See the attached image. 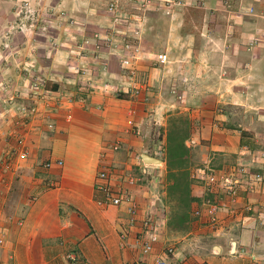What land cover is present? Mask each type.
I'll use <instances>...</instances> for the list:
<instances>
[{
    "label": "crops",
    "instance_id": "1",
    "mask_svg": "<svg viewBox=\"0 0 264 264\" xmlns=\"http://www.w3.org/2000/svg\"><path fill=\"white\" fill-rule=\"evenodd\" d=\"M57 1L69 16L75 14L85 22L78 24L80 29L85 25L102 29L93 2ZM199 1L211 7L202 6L205 16L211 14V25L215 15L227 18L225 27L232 30L233 37L217 34L220 30L212 36L205 29L196 42L192 35L182 33L177 13L154 32H146L142 51L149 54L151 49L166 48L173 62L165 67L174 72L185 68L193 81L190 84L187 78L162 73V68H156L162 66L152 64L159 55L152 63L140 58L138 76L152 87L149 103L146 94L145 98H130L128 92L138 81L115 69L110 59L96 65L94 52H90L92 62L77 63V71L72 52L65 47L48 55L19 51L12 56L0 49L1 115H18L20 108L31 105L28 93L34 78L42 80L52 98L77 99L70 111L51 108L48 116L38 115L29 125L0 124V160L20 136L28 151L27 158L14 165L0 184V264H69L66 256L71 252L82 259L81 264H145L153 262L166 246L174 248L167 264H219L226 255L245 257L248 264L249 255L258 264L264 259V185L240 198L238 207L250 204L252 212L227 220L213 231L204 213L194 216L197 209H203L206 193L204 183L191 178L193 170L205 166H264V0ZM15 3L0 0L1 24L9 20ZM249 8L255 14L246 18L240 11ZM227 41L233 46L230 51L231 47L222 48ZM18 66L27 73L22 74ZM173 86L182 90L181 102L166 92ZM5 102L10 103L7 112ZM51 123L54 131L47 128ZM174 124L188 129L184 144L191 154L187 169L190 195L197 200L191 205L192 221L183 233L169 226L173 203L167 196L164 160L166 137ZM144 156L160 163L148 165ZM47 161L53 163L49 169L44 166ZM58 161L61 166L56 165ZM102 170H113V186L128 173L144 181L128 186L138 205L132 224L124 207L98 206L102 195L94 186ZM224 214L220 212L219 217L224 219ZM146 217L153 220L159 234L149 256L134 244ZM122 232L128 233L124 242ZM216 247L219 252L215 253Z\"/></svg>",
    "mask_w": 264,
    "mask_h": 264
},
{
    "label": "rangeland",
    "instance_id": "2",
    "mask_svg": "<svg viewBox=\"0 0 264 264\" xmlns=\"http://www.w3.org/2000/svg\"><path fill=\"white\" fill-rule=\"evenodd\" d=\"M14 1L16 3L11 9L12 11L9 20L6 21L4 24L0 23L1 51L7 54H11L12 56L16 53H19V51L26 52V54H37L41 52L43 54L48 55V53H56V51H60L61 47H65L70 52H72V64L77 71L79 70L77 63H83L84 61L87 62V60L92 62L90 52H94L97 55L93 56V61L95 60L94 62L96 63V65L97 63L101 65V63L99 62H101V60L103 59H110L116 64L115 69L119 68L121 73L127 76L128 72L123 69L120 65V59L123 58L124 55V52L122 50L120 51V48L122 44L124 45L125 43H127L128 45L130 44L138 46L141 52L140 58L142 60L148 59L150 63L153 62V57L156 55L160 56L163 52L165 55H167L165 53L167 52L166 48H159L157 49V51H154L156 50V48H154L150 51H147L149 52V54H145V52L142 51V41L146 32H154V30L157 29L158 26L161 27L163 25L164 20L173 19V16L176 13V17L179 19H176V21H179L182 24V33L192 35L196 39V42L200 41L199 39H201V35L202 33H204L205 29H207L210 32V35L212 36H214V32L220 30L217 32V34L220 35L226 33V37L229 36L230 39L233 37L230 35L233 34L232 30H226L225 27V22H227V18L223 19L221 17L220 19L219 16L215 15V17L213 18L215 20L213 22L214 24L211 25V22H209V20H211V14H209L210 12H208V15L210 16H205L206 10H203V8L206 6L208 7V9H210L211 7L205 1L200 2L199 0H87V3L93 2L96 6V9H94V11L96 12V15L98 17L99 24L102 23V27L100 26L102 29L100 30H95L96 28H94L93 25H91L90 27L88 26V28H86L85 25V28L83 27V29H80V26L78 24H85V22L80 19H77V16H75V14L73 16H69L64 6L59 7L57 5L59 3L57 0ZM203 3L205 4L203 5ZM24 4H28L30 10H34L37 15L35 18L36 20L33 22L34 26H32V28H29V26H27L25 29L17 30L14 29V26H16L15 23H17L19 19V17L17 16V12L21 9L22 5ZM111 4H114V6L117 7L114 14H111L110 11ZM87 12V9L83 11L84 14H86ZM116 14L120 16L118 23L113 22V18H115L114 16ZM245 17L248 18L249 16ZM205 18L206 21H204ZM121 19H123V21ZM261 19L264 20V17ZM208 23H210V25H208ZM217 26H221V28H218ZM11 27H13L14 31L11 33L10 36H7L6 32L9 31ZM113 31H115V33L114 36L111 37V42L104 40V38H106V36L111 34ZM95 36H98L99 38ZM196 45L197 47H199L200 42ZM229 47H231V45H229L227 41V43H225L222 48L225 51V49L227 50L229 49ZM232 48L233 46L229 49V51ZM69 51L68 56L71 55ZM105 53L108 54V56H104ZM125 54H127V52H125ZM167 60L168 61L165 65L170 63V61L173 62V58H170V56H167ZM177 61L180 63V59H177ZM107 62L108 61H105L104 64L107 65ZM182 63L186 64L185 61H183ZM104 64L103 66H105ZM165 65L156 68H162V73L165 72L166 74H170L171 76L176 78H187V81H190L189 83L192 84L193 81L190 79L191 75L187 72V70L184 71L185 68L178 67L179 69L177 70V72H174L169 71L170 69L168 70ZM17 68L23 71L20 66H18ZM135 68L137 71L135 79L138 81V85H140L141 87L147 86V91L149 89V92L146 94V99H148L149 103L151 99L150 93L152 92V87L149 86L147 83H143L146 82L142 79L144 77L138 76L137 65H135ZM154 72L155 71H153V73ZM233 72H235L234 69ZM233 72H230L231 76H234ZM23 73L27 72L23 71L22 74ZM153 73H151L152 76ZM227 76L229 77L230 75L227 74ZM38 77L41 76L38 75ZM127 78H129V76H127ZM43 87H41V91H43L42 93L49 94V90L46 88L44 89ZM173 87L174 88H169L168 90L166 89V92L168 93V95L176 98L178 102H181L183 98L182 90L178 89V87L176 86ZM4 90L5 89L3 87L2 96L4 95L6 97V90ZM30 90H33V88L30 87ZM189 90L191 93L192 91H198V89ZM39 91L37 92L39 93ZM147 91H142V95ZM8 100H10V98ZM5 104L7 105V107H3V110L7 112L10 108L8 107V105L10 106V103L5 102ZM17 118L18 115H16V113H14V115H10L9 112L3 115L0 114V124H11V126H16ZM140 182L144 181L140 180L139 183ZM245 255L248 256V254ZM259 260V264H264V259ZM219 264L248 263L245 257H240L239 255H236L235 257L226 255L224 258L221 259Z\"/></svg>",
    "mask_w": 264,
    "mask_h": 264
},
{
    "label": "built area",
    "instance_id": "3",
    "mask_svg": "<svg viewBox=\"0 0 264 264\" xmlns=\"http://www.w3.org/2000/svg\"><path fill=\"white\" fill-rule=\"evenodd\" d=\"M116 6L111 4L110 11L114 14ZM231 13L230 10H227ZM243 16H253L255 10L253 8L240 11ZM22 15V16H21ZM25 15V16H23ZM19 17L14 29H25L27 26L32 28L33 22L36 20V13L34 10H30L28 4L22 5L21 9L17 12ZM113 18L114 23H118L120 16L115 15ZM123 21V19H121ZM13 27L6 32L7 36H10L14 31ZM113 33V35H112ZM106 36L104 40L111 42L112 36L115 31ZM99 38L98 36H95ZM107 44V43H106ZM118 48V47H117ZM124 52L123 58L120 59V65L128 72L129 79L134 80L136 77V62L140 59V50L138 46L122 44L120 51ZM249 50V49H248ZM127 52V54H125ZM154 61V60H153ZM167 55L161 54L153 62L155 66H163L167 63ZM35 77V76H32ZM43 86L42 80L34 78L31 83V90L28 93V99L31 102L30 107L22 108L18 112L17 123L18 125H29L38 115L48 116L52 110L65 109L70 111L76 99L70 96L61 97L51 94L38 93L37 91ZM147 91V86H136L128 92L130 98H137L142 95V91ZM149 89L144 94H147ZM146 99V98H145ZM13 100V98H10ZM79 101H82L80 99ZM53 103V106L50 104ZM50 107V110L48 109ZM49 131H54V125L48 124ZM114 150L118 149V146L113 147ZM248 149H244L247 152ZM161 154V153H160ZM28 156V151L25 145V138L20 136L17 138V144L10 148L6 153L2 155L0 160V184L5 181V175L12 170L14 165L16 166L20 161L25 160ZM56 165L61 166L62 162H55ZM52 161L45 163V168L49 169L52 166ZM191 178L195 181H201L205 185L206 197L202 203L203 209H197L194 212L195 217H201L204 213L208 227L217 231L220 230L227 220L241 219V216L252 212V206L245 204L242 208L238 207L241 196L245 197L253 194L257 189L264 185V166L260 168L247 166V165H233L229 167H223L221 169H214L210 166L203 168H196L191 173ZM114 176L113 170H102L96 175V181L94 189L96 192L102 195V199L97 202L99 207L106 208L109 206L124 207L125 212L131 217L130 223L132 224L138 213L137 201L134 195L128 189V186H134L139 183L140 179L133 174L123 175V182L118 183L116 186L111 184ZM224 212L225 218L221 219L219 213ZM21 224V223H20ZM128 237L127 232L120 234L122 242ZM2 241H0L1 243ZM159 242V234L157 227L153 220L149 217L144 218L141 221L140 232L134 240V244L138 247L144 256H149L153 252L154 245ZM174 253L172 246H166L160 255H157L153 262L145 264H167L168 256ZM69 264H81L82 259L74 252L69 253L67 256ZM251 264H258L257 259L253 255H249Z\"/></svg>",
    "mask_w": 264,
    "mask_h": 264
},
{
    "label": "trees",
    "instance_id": "4",
    "mask_svg": "<svg viewBox=\"0 0 264 264\" xmlns=\"http://www.w3.org/2000/svg\"><path fill=\"white\" fill-rule=\"evenodd\" d=\"M188 135L186 127H179L176 124L170 127L166 137L167 146L164 160L167 168V196L173 203L169 226L181 233L187 229L192 221L191 205L197 201L190 195L191 182L187 169L190 165L191 154L184 144Z\"/></svg>",
    "mask_w": 264,
    "mask_h": 264
},
{
    "label": "water",
    "instance_id": "5",
    "mask_svg": "<svg viewBox=\"0 0 264 264\" xmlns=\"http://www.w3.org/2000/svg\"><path fill=\"white\" fill-rule=\"evenodd\" d=\"M144 159L147 161V163L146 164H148V165H151V164H157V163H160V161L159 160H156V159H152V158H150V157H148V156H144ZM232 249L234 250L235 249V244L233 243L232 244ZM214 252L216 253V252H219V248H215L214 249Z\"/></svg>",
    "mask_w": 264,
    "mask_h": 264
}]
</instances>
